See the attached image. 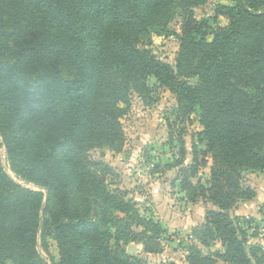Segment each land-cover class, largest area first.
Returning <instances> with one entry per match:
<instances>
[{
  "label": "trees",
  "instance_id": "16d2710c",
  "mask_svg": "<svg viewBox=\"0 0 264 264\" xmlns=\"http://www.w3.org/2000/svg\"><path fill=\"white\" fill-rule=\"evenodd\" d=\"M22 1L6 0L3 8L13 25L18 57L23 66L42 65L49 70L54 64L51 58L60 48L63 54L59 57L75 71L71 80L54 75L41 89L30 92L20 88L13 74L8 73L0 61L1 107L14 109L17 124L22 121L24 126L20 129L23 136L32 148L39 147L42 152L27 169L41 173L44 187L63 206L70 223L77 224L78 232L68 229L74 243L56 232L55 241L62 258L59 264L71 259H81L80 264H101L106 252L118 253L113 264H149L121 249L122 236L126 232L132 234L127 221L133 216L113 203L115 197L104 191L107 205L125 214V218L110 215L116 230L113 250L109 242L100 240L93 224L85 223L86 219L70 196L74 193V185L88 181L93 173L104 183L109 167L88 160L87 153L102 147L117 153L122 150L124 132L120 120L124 110L121 105L126 104L131 92L142 97L149 92V76L177 96L181 115L194 114L199 118L204 127V131L198 133L200 142L209 140L207 150L201 154L211 157L210 179L203 185L198 178L202 166L198 157L200 151L194 146V163L188 171L191 177L197 178V185L181 179L180 185L189 195L190 203L209 201L215 207L197 227L201 228L200 233L210 237L209 240L197 235L194 236L196 243L206 249L211 248V241L219 243L223 251L201 256L195 249L186 260L187 264H264L262 249L248 251V236L235 228L230 218L232 208L256 196L253 189L243 186L244 173L258 171L264 175V38L248 35L237 45L246 52L250 67L240 63L235 53L226 52L230 47L235 50L233 39L243 25L254 27L257 24L246 4L240 1L234 7L220 5L216 16L227 18L230 25L218 27L211 33L207 21H198L190 11V7L202 4L203 0H182L186 4L176 0L182 9L179 16L182 35L176 69H173L145 47H137V38L149 32L152 18L149 12L154 14L150 11L151 5L142 8V0H73L79 6V16L85 15L83 29L89 28L88 35L78 39L67 31L68 23L60 30L47 21L44 13H22ZM48 1L58 12L63 9L61 3L68 4L64 0ZM249 1L250 8L264 11V1ZM127 5L131 6L132 15L125 11ZM120 14L130 19H122ZM126 24L136 26L134 39L124 33ZM210 35L213 36L211 42L207 40ZM53 38H56L55 43ZM193 78L198 79L195 85L182 81ZM38 133L44 138L36 136ZM59 152L76 159L84 165L83 169L80 165L56 160ZM28 214L12 199L7 205L0 201V228L11 232L23 230ZM82 231L89 233L83 236ZM256 235L254 229L251 237ZM132 238V242L144 245L147 253L160 252L141 240L138 234H132Z\"/></svg>",
  "mask_w": 264,
  "mask_h": 264
},
{
  "label": "rangeland",
  "instance_id": "374dc122",
  "mask_svg": "<svg viewBox=\"0 0 264 264\" xmlns=\"http://www.w3.org/2000/svg\"><path fill=\"white\" fill-rule=\"evenodd\" d=\"M64 1L68 4L61 3L63 9H58V12L48 0H23L22 13H44L47 21L60 30L68 23L67 31L77 39L88 35L86 30L89 28L83 29L85 24L82 18L85 15L79 16L77 2ZM186 1L180 0L183 4ZM240 1L246 4V9L257 24L254 27L243 25L233 39L235 50L230 47L226 52L235 53L240 63L250 67L246 52L237 48V45L248 35L264 38L263 10L255 11L250 8L249 0H203L202 4L190 7V11L198 21H207L212 33L218 27L226 28L230 25L227 18L216 16L217 8L220 5L234 7ZM4 3L6 0H0V61L4 69L13 74L14 81L20 88L30 92L38 91L54 75L66 80L73 79L75 71L66 60L59 57V54H63L60 48H57L51 58L54 64L49 70L42 65L29 68L23 66L18 57L19 46L13 25L7 20L6 10L3 8ZM141 4L142 8L151 5L150 11L154 14L149 12L152 17L149 32L146 36L140 35L137 38V47H145L158 60L176 69L179 39L182 35L179 17L182 9L176 0H142ZM126 7L125 11L131 14V6ZM120 17L127 21L130 19L127 15L120 14ZM126 28L124 33L134 39L136 26L126 24ZM207 40L211 42L213 36H208ZM52 41L55 43L56 38ZM182 81L195 85L198 79ZM148 87L149 92L145 96L131 92L126 104L121 105L124 110L120 120L124 132L122 150L117 153L102 147L87 153L88 160L101 162L109 167L104 183L93 173L88 181L76 183L73 187L74 193L70 196L80 209L79 213L86 219L85 223L93 224L100 240L109 242L113 250L116 248L113 239L116 230L110 215L125 218L124 213H127L133 216L127 221L130 232L138 234L141 240L158 248L160 252L147 253L144 245L132 242V234L129 232L122 236V250L127 252V247L134 244L138 248L139 258L149 264H187L186 260L195 249L200 251L201 256L223 251L219 243L211 241L210 249L196 243L194 236L197 235L209 240L210 237L200 233L201 228L197 227L204 223L207 213L215 207L209 201L190 203L189 195L181 190L180 185V179L197 185V178L191 177L188 171L194 163V146L200 151L198 157L202 166L198 178L203 185L210 179L211 157L201 154L207 150L209 140L200 142L198 133L203 132L204 127L196 115L183 116L179 113L176 95L161 86L152 76L148 78ZM0 108V201L7 205L8 200L12 199L16 206L29 212L27 225L23 230L11 232L0 228V264H59L62 258L59 245L55 241L56 232L74 243V237L68 229L78 232L77 224L70 223L63 206L44 187L41 173L27 169L42 155L41 149L32 148L23 136L20 129L24 126L22 121L17 124L14 109L2 108L1 103ZM36 136L44 138L41 133ZM45 145L49 146V143ZM55 159L66 164L80 165L81 169L84 167L76 159L61 152L55 155ZM204 161H207V165H204ZM20 166L22 168H18ZM2 170L8 178L2 175ZM243 186L253 189L256 196L251 201L240 202L232 208L230 218L235 228L248 236L247 250L257 248L264 252V175L258 171L245 172ZM104 191L115 197L113 203L124 213L107 205ZM254 229L257 235L251 237ZM88 233L82 231L83 236ZM117 256L119 255L116 252H106L101 264H113ZM80 263L81 259H71L63 264Z\"/></svg>",
  "mask_w": 264,
  "mask_h": 264
},
{
  "label": "water",
  "instance_id": "95a60500",
  "mask_svg": "<svg viewBox=\"0 0 264 264\" xmlns=\"http://www.w3.org/2000/svg\"><path fill=\"white\" fill-rule=\"evenodd\" d=\"M127 253L134 257H139L138 248L136 245L131 244L127 247ZM145 257H148L147 255Z\"/></svg>",
  "mask_w": 264,
  "mask_h": 264
},
{
  "label": "crops",
  "instance_id": "0c3cea01",
  "mask_svg": "<svg viewBox=\"0 0 264 264\" xmlns=\"http://www.w3.org/2000/svg\"><path fill=\"white\" fill-rule=\"evenodd\" d=\"M245 186V185H244ZM248 187V186H247ZM202 225V224H201Z\"/></svg>",
  "mask_w": 264,
  "mask_h": 264
}]
</instances>
